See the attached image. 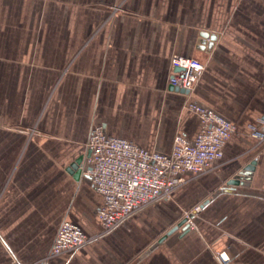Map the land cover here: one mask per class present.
<instances>
[{"label": "crops", "instance_id": "obj_1", "mask_svg": "<svg viewBox=\"0 0 264 264\" xmlns=\"http://www.w3.org/2000/svg\"><path fill=\"white\" fill-rule=\"evenodd\" d=\"M176 55L206 65L190 96L169 90ZM189 99L235 125L224 158L105 233L103 197L71 167L92 128L168 154L200 132ZM261 120L264 0H0V264H264ZM65 221L90 242L52 256Z\"/></svg>", "mask_w": 264, "mask_h": 264}, {"label": "built area", "instance_id": "obj_2", "mask_svg": "<svg viewBox=\"0 0 264 264\" xmlns=\"http://www.w3.org/2000/svg\"><path fill=\"white\" fill-rule=\"evenodd\" d=\"M176 68L181 70L175 72ZM205 68V63L196 58L173 56L168 84L188 91L190 96ZM185 108L198 116L200 132L192 141L177 132L168 154L149 151L133 141L111 136L102 126L92 128L81 168L95 191L103 197L97 216L105 233L155 203L170 201L173 192L190 178L208 173L224 158V149L235 132V125L191 99ZM250 132L253 138L264 142V120L251 125ZM200 209L196 206L184 214L191 229L194 228L192 215ZM89 242L78 225L65 221L58 229L51 255L76 252ZM217 256L223 264L230 261L225 253Z\"/></svg>", "mask_w": 264, "mask_h": 264}, {"label": "water", "instance_id": "obj_3", "mask_svg": "<svg viewBox=\"0 0 264 264\" xmlns=\"http://www.w3.org/2000/svg\"><path fill=\"white\" fill-rule=\"evenodd\" d=\"M217 38H218V36L216 34H210L208 32H201L200 35H199V39H198L196 48L199 49V50H202V51H207V50L210 51V50L213 49V47L215 45V42L217 41ZM180 70H181L180 68H176L175 72H178ZM169 90L175 91V92H180V93H183V94H189L188 91L180 90L178 88H174L173 86H169ZM83 158L84 157L81 156L80 158H78L71 165L72 169L76 171V175H75L76 178H79L81 176V174H82V168L81 167H82ZM179 228H182V230H183V234L182 235H185V234H187L190 231L191 224L188 222L187 219H183L178 224V226H176L175 228L170 230L167 235L173 234ZM164 238H162L161 241H163Z\"/></svg>", "mask_w": 264, "mask_h": 264}, {"label": "rangeland", "instance_id": "obj_4", "mask_svg": "<svg viewBox=\"0 0 264 264\" xmlns=\"http://www.w3.org/2000/svg\"><path fill=\"white\" fill-rule=\"evenodd\" d=\"M197 59V58H196ZM199 60V59H198ZM192 210V209H191ZM185 212H190V210H185L184 212H183V216H184V214H185Z\"/></svg>", "mask_w": 264, "mask_h": 264}]
</instances>
